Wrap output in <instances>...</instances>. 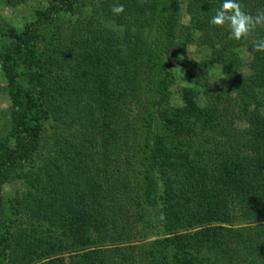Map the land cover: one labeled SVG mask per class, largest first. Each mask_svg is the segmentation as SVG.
Returning <instances> with one entry per match:
<instances>
[{"label":"trees","instance_id":"obj_1","mask_svg":"<svg viewBox=\"0 0 264 264\" xmlns=\"http://www.w3.org/2000/svg\"><path fill=\"white\" fill-rule=\"evenodd\" d=\"M57 2L76 10L73 0ZM91 3L79 26L47 43L53 59L36 71V99L24 94L15 65L36 24L16 33L0 18L12 39L1 56L0 103L11 98L16 121L14 143L0 139V183L23 172L15 207L38 220L20 233L19 264H264V51L254 47L264 27L230 38L227 26L209 24L222 0H188L189 25L176 0L165 8L155 0ZM240 3L253 15L264 11V0ZM114 4L125 11L113 13ZM155 23L165 34L157 47L148 41ZM197 31L225 81L203 78L204 105L189 88L182 106L163 107L161 56ZM48 126L65 127L63 139L49 138ZM146 204L165 214L153 239Z\"/></svg>","mask_w":264,"mask_h":264},{"label":"rangeland","instance_id":"obj_2","mask_svg":"<svg viewBox=\"0 0 264 264\" xmlns=\"http://www.w3.org/2000/svg\"><path fill=\"white\" fill-rule=\"evenodd\" d=\"M73 1L75 9L77 10L74 12H70L65 5H57V0H20L15 6H10L0 1V18L5 20L6 24H8L14 32L23 33L28 30V28L30 29L33 23H35L37 27L34 33L35 38L32 39L29 47L15 58L17 78L23 87L24 94H26V92H31L35 99L40 95V83L39 79H37L36 71H38L40 67L47 65V63L49 64L53 59L46 49L47 43L52 41L53 37L56 39L59 38V40L62 41L65 36L58 35L57 37L56 33L59 31L65 33L68 31V33H71L74 28L79 26L77 25V21L83 18L86 11H90L92 5L91 0ZM155 1L159 3V7L165 8V0ZM166 1V5H169L170 0ZM176 1V4L182 10L181 21L189 25L190 16L186 10L188 0ZM53 6L55 9H53ZM161 28V23H155L152 26L148 36L150 45L157 47L161 42L165 41L163 40L165 34ZM8 33L9 31L7 30L0 32L1 85L7 84L2 71L1 56L11 47L12 39L7 35ZM200 37H204V35L201 31H197L192 36L191 42L189 41V37L187 42L184 43L181 41L175 48L162 54L161 60L165 65L158 66L159 71L161 69L159 81L161 75L163 76L162 79L167 81V99L164 100L162 104L163 107L182 106L184 104L183 94L189 88H194L199 91L196 100L200 105H204L206 103V97L202 94L203 89L200 86V82L203 81V78L214 85L222 84L225 81V75L221 65L211 60L209 48L203 43ZM239 51L247 62L248 59H250L248 52L245 49H239ZM248 71V67H244L242 69V74H247ZM157 80L156 78L155 81ZM52 82L54 85L60 84L58 79L52 80ZM158 83L155 82V84H151L150 86L155 85V88L158 89L160 88ZM144 85H146V82H144ZM133 106L134 108H138L137 104ZM12 107L13 103L10 97L4 96L3 99L1 98L0 139L7 138L9 144L14 143L15 137L13 127L16 121L13 119L14 114H12ZM47 123L50 125L48 121ZM202 125L198 128V135L196 134L194 137L195 144L196 141L203 136L202 132L204 131L202 130ZM67 127L68 126H66V128ZM44 129L46 130L47 136L54 141L56 136L63 139L64 135L61 134L66 132L65 127L51 128L48 126V128L44 127ZM21 174H23V172H12L8 179H3L0 183V250L3 247L5 249V253H0V260L8 264H19V257L26 249V247L21 249L23 241L20 233L23 231L33 232L38 222V220L32 217L29 209L15 207V205H18L17 199L21 197V192L24 191L25 187V184L22 182L23 180L19 178ZM19 200L21 201V198H19ZM145 212L146 232L147 234H152L151 238L153 239L155 238L154 236L161 234L160 230L163 229L165 214L161 205L150 206L146 204ZM150 225H155L156 228L150 229ZM39 234L40 233H37L35 237L39 236ZM44 235L49 236L48 233H44ZM34 241H36V239H34ZM217 263H219V261H217Z\"/></svg>","mask_w":264,"mask_h":264},{"label":"clouds","instance_id":"obj_3","mask_svg":"<svg viewBox=\"0 0 264 264\" xmlns=\"http://www.w3.org/2000/svg\"><path fill=\"white\" fill-rule=\"evenodd\" d=\"M125 11L123 4H114L112 12L121 14ZM209 24L218 27L227 26L230 30V38L237 41L247 39L259 27H264V11H257L255 15L244 10L240 0H222V4L216 9L210 18ZM257 51H264V39L254 41Z\"/></svg>","mask_w":264,"mask_h":264}]
</instances>
